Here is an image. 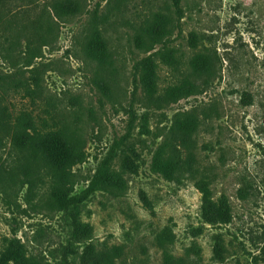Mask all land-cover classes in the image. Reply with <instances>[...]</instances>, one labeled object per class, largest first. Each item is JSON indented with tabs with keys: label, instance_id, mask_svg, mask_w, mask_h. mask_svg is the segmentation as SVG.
<instances>
[{
	"label": "rangeland",
	"instance_id": "rangeland-1",
	"mask_svg": "<svg viewBox=\"0 0 264 264\" xmlns=\"http://www.w3.org/2000/svg\"><path fill=\"white\" fill-rule=\"evenodd\" d=\"M176 3L82 0L79 14L59 20L50 13L49 0H0V93L14 116L27 112L46 118L52 129L69 125L79 132L87 159L73 169L72 199L83 197L116 143L114 170L123 173L129 156L137 171L125 170L123 195L96 193L80 210L73 200L64 212L47 202L49 179H39L32 194L29 178L12 170L9 147H0V257L15 250L39 264H77L93 245L120 248L116 264H165L160 242L170 232L166 247L176 259L264 264V0ZM150 10H170L180 27L174 28L170 44L179 64L174 69L159 62L157 95L185 77L199 90L171 105L148 97L135 68L148 54L136 48L130 22ZM94 13L109 15L98 25L110 54L104 65L85 52ZM39 16L44 25L35 29ZM26 23L30 27L22 32ZM41 35L49 36V44L39 48ZM31 40L38 57L27 66ZM197 58L210 69L195 70ZM36 78L40 94L32 97L28 89L36 90ZM182 113L199 118L200 177L211 182L213 202L228 208L226 223L213 226L203 220L205 197L195 183L171 182L151 171L155 151ZM72 211L92 228L91 240L72 238ZM217 236L223 240L222 259L215 251Z\"/></svg>",
	"mask_w": 264,
	"mask_h": 264
},
{
	"label": "trees",
	"instance_id": "trees-1",
	"mask_svg": "<svg viewBox=\"0 0 264 264\" xmlns=\"http://www.w3.org/2000/svg\"><path fill=\"white\" fill-rule=\"evenodd\" d=\"M176 2L178 4L179 0ZM82 6V0H49L50 13L59 20L76 16L81 12ZM120 6L118 5L116 9ZM169 11L150 10L142 16L138 15L139 21L130 22L133 24V42L136 48L148 54L135 66L136 71L139 72L140 82L148 97L161 105L178 103L181 99L194 96L199 91L193 81L185 77L167 88L163 94L157 95L159 62L174 69L179 64L176 57L177 50L170 46L174 28L178 26L175 24L173 13ZM108 16L102 17L94 13V26L85 47L87 57L100 65L108 63L110 59L104 32L98 28L101 21L108 20ZM121 18L124 20L125 17ZM35 22V29L37 25H44L42 16H39ZM45 22L50 32L52 30L51 23L48 20ZM28 27L30 24L26 23L22 32H25ZM48 37L39 36L37 39L39 48L49 44ZM12 39L14 38L12 37ZM33 43L34 40L27 42L29 53L25 63L27 66H30L32 60L38 57L36 49L31 47ZM192 67L195 70L205 68L208 71L210 69L209 64L207 66V63H204L201 58L193 60ZM28 94L32 97L40 94L38 78H36V90L28 89ZM47 114L51 121L55 122L56 117L50 113ZM199 126L200 121L195 114H177L169 132L170 137L163 141L153 155L151 171L171 182L195 183L205 197L202 218L206 223L216 226L228 222L230 212L227 207L218 206L213 202L211 182L206 180L204 175L200 177L196 154V134ZM50 127L46 118L37 117L36 119V116L31 113L22 112L14 116L6 104L5 97L0 93V147H9L12 170L20 171L22 175L29 178L26 184L31 186L32 194H35L34 188L37 186L38 180L43 176L47 177L50 182L47 202L65 212L69 210L73 200L77 203L76 209L80 210V206H84V202L96 193L113 197H119L125 193L127 180L124 177V172L128 170L136 174V165L131 157L125 156L123 173L114 170L113 161L118 156L116 152L119 148V143H116L101 159L95 175L89 180L83 197L79 199L73 197L72 199L75 185L73 169L86 161V146L79 132L69 125H61L56 129ZM14 177L19 180L18 174ZM71 219L72 238L76 241L91 240L92 228L83 223L74 211L71 213ZM170 236L172 235L169 232L160 242V246L165 252V264H194V261L189 257L176 259L169 253L166 243ZM215 241L216 254L222 259L225 251L223 240L217 236ZM121 254L122 250L118 247L112 250H98L93 245H89L85 248L77 264H116V260ZM8 263L39 264L15 250H9L0 257V264Z\"/></svg>",
	"mask_w": 264,
	"mask_h": 264
}]
</instances>
